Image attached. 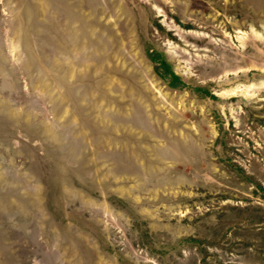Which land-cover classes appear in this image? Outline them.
Here are the masks:
<instances>
[{
	"label": "rangeland",
	"instance_id": "rangeland-1",
	"mask_svg": "<svg viewBox=\"0 0 264 264\" xmlns=\"http://www.w3.org/2000/svg\"><path fill=\"white\" fill-rule=\"evenodd\" d=\"M0 264H264V0H0Z\"/></svg>",
	"mask_w": 264,
	"mask_h": 264
},
{
	"label": "trees",
	"instance_id": "trees-1",
	"mask_svg": "<svg viewBox=\"0 0 264 264\" xmlns=\"http://www.w3.org/2000/svg\"><path fill=\"white\" fill-rule=\"evenodd\" d=\"M164 64H165L164 67L171 73L172 76L171 85L175 87L178 86L179 83L181 82L180 76L172 70L170 64H168L167 62Z\"/></svg>",
	"mask_w": 264,
	"mask_h": 264
}]
</instances>
